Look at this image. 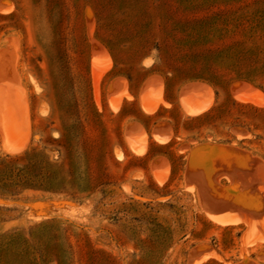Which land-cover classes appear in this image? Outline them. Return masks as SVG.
I'll use <instances>...</instances> for the list:
<instances>
[{
	"label": "rangeland",
	"instance_id": "obj_1",
	"mask_svg": "<svg viewBox=\"0 0 264 264\" xmlns=\"http://www.w3.org/2000/svg\"><path fill=\"white\" fill-rule=\"evenodd\" d=\"M3 164L34 264H264V0H0Z\"/></svg>",
	"mask_w": 264,
	"mask_h": 264
},
{
	"label": "trees",
	"instance_id": "obj_2",
	"mask_svg": "<svg viewBox=\"0 0 264 264\" xmlns=\"http://www.w3.org/2000/svg\"><path fill=\"white\" fill-rule=\"evenodd\" d=\"M11 168V166L9 164H3L0 167V175H2L6 170H9ZM42 224V223H40ZM31 238H26L24 237L23 233H21L20 231H13L10 233H6L3 236L0 237V245L3 246V250L4 252H6V250L9 252V257L11 259L14 260V258L18 257V260H21L23 263L25 264H34L36 258H33L31 251L28 250L29 248V244L31 245L33 242H30V239H35L38 242L42 241L41 238L43 239V236L40 232L38 231H32L31 232ZM43 241H47L44 240ZM43 243V242H42ZM46 243V242H45ZM47 244H49V246H53L51 242H49V240L47 241ZM25 245V251L24 252H18V254H15V248H19V247H23ZM34 246V244L32 245V247ZM15 249V250H14ZM16 259V260H17Z\"/></svg>",
	"mask_w": 264,
	"mask_h": 264
}]
</instances>
